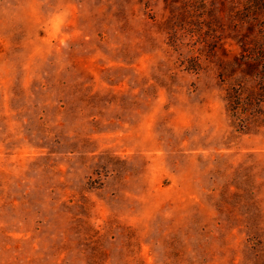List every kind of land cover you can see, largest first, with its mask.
<instances>
[{
  "label": "rangeland",
  "instance_id": "1",
  "mask_svg": "<svg viewBox=\"0 0 264 264\" xmlns=\"http://www.w3.org/2000/svg\"><path fill=\"white\" fill-rule=\"evenodd\" d=\"M0 264H264V1L0 0Z\"/></svg>",
  "mask_w": 264,
  "mask_h": 264
},
{
  "label": "trees",
  "instance_id": "2",
  "mask_svg": "<svg viewBox=\"0 0 264 264\" xmlns=\"http://www.w3.org/2000/svg\"><path fill=\"white\" fill-rule=\"evenodd\" d=\"M262 0H260V2H261ZM264 1V0H263Z\"/></svg>",
  "mask_w": 264,
  "mask_h": 264
}]
</instances>
